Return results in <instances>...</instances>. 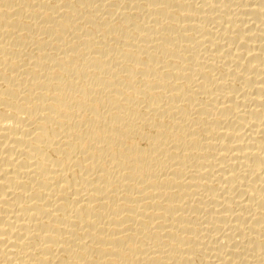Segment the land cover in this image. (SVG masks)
Here are the masks:
<instances>
[{
  "label": "bare ground",
  "instance_id": "6f19581e",
  "mask_svg": "<svg viewBox=\"0 0 264 264\" xmlns=\"http://www.w3.org/2000/svg\"><path fill=\"white\" fill-rule=\"evenodd\" d=\"M0 264H264V0H0Z\"/></svg>",
  "mask_w": 264,
  "mask_h": 264
}]
</instances>
